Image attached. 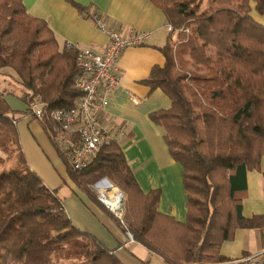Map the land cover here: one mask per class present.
<instances>
[{"label": "trees", "instance_id": "trees-1", "mask_svg": "<svg viewBox=\"0 0 264 264\" xmlns=\"http://www.w3.org/2000/svg\"><path fill=\"white\" fill-rule=\"evenodd\" d=\"M152 1L184 30L179 44L164 48L166 65L146 82L172 101L151 118L164 126L170 153L183 166L186 220L160 212L161 190H142L118 141L81 170L60 152L70 178L92 198H98L92 186L103 178L128 195L125 231L167 264H225L233 259L221 246L236 229L264 226V215H243L237 196L247 188L248 170L260 169L264 159V25L251 15L252 0H207L206 7L205 0ZM254 1L264 14V0ZM76 58L75 49H60L48 23L23 0H0V75L12 69L21 88L0 87V95L27 106L36 99L49 109L75 106L82 94L74 86ZM15 121L0 113V149L10 153L16 144L19 152L17 162L0 169V264H123L73 223L59 193L26 163ZM41 122L47 131L54 127Z\"/></svg>", "mask_w": 264, "mask_h": 264}, {"label": "crops", "instance_id": "crops-1", "mask_svg": "<svg viewBox=\"0 0 264 264\" xmlns=\"http://www.w3.org/2000/svg\"><path fill=\"white\" fill-rule=\"evenodd\" d=\"M27 11L44 19L52 29L60 49L69 42L104 52L109 38L88 15L99 13L123 36L148 31L145 43L126 49L119 63L121 85L115 89L102 111L104 126L113 129L119 144L144 192L160 189L159 210L185 221L187 194L183 166L176 161L165 140L164 126L151 118L155 111L168 109L172 101L161 88L146 80L155 67H164V48L171 44L168 19L152 0H73L86 7V13L72 0H23ZM206 5L208 1L205 0ZM205 5V4H204ZM251 15L264 25V14L251 1ZM6 79L1 78L0 84ZM0 113L16 119L15 128L26 163L43 182L63 199L66 213L82 231L100 240L123 264H161L163 257L146 246L130 241L122 224L98 198L82 191L70 178L68 165L41 121L28 115L27 104L14 95H0ZM247 188L238 192L246 218L264 215V159L260 169H250ZM264 250V226L238 228L234 238L221 246L222 255L238 259ZM160 258L162 260H160ZM166 263V262H165ZM167 264V263H166Z\"/></svg>", "mask_w": 264, "mask_h": 264}, {"label": "built area", "instance_id": "built-area-1", "mask_svg": "<svg viewBox=\"0 0 264 264\" xmlns=\"http://www.w3.org/2000/svg\"><path fill=\"white\" fill-rule=\"evenodd\" d=\"M93 20L109 38L104 52L81 47L73 42L65 46L77 51L76 64L79 74L75 78L74 86L82 94L76 105L49 109L47 103L36 99L27 106L28 115L32 118L39 121L48 119L54 123L53 129L48 130V133L75 170L86 168L106 144L111 141L119 142V137L113 129L104 126L102 111L109 104L111 94L121 85L119 63L123 52L129 47L145 43L150 36L148 31H139L129 37L123 36L111 28L99 13L94 15ZM167 28L173 40L184 31L183 28H174L172 24H168ZM92 187L98 199L124 223L126 195L116 206L110 205L118 200V195L113 191L117 186L109 179L103 178ZM119 190L125 194L120 188ZM126 233L133 241V234L129 231ZM225 264H264V250Z\"/></svg>", "mask_w": 264, "mask_h": 264}, {"label": "rangeland", "instance_id": "rangeland-1", "mask_svg": "<svg viewBox=\"0 0 264 264\" xmlns=\"http://www.w3.org/2000/svg\"><path fill=\"white\" fill-rule=\"evenodd\" d=\"M205 7H206V3H204ZM180 35L177 36L176 40H171V45L172 46H176V44H179L180 43V38L179 37ZM3 78V79H6V82L4 84H0V87L1 88H7V89H10V87H13V88H16L17 91L20 90V86L16 83L15 80H18V77L17 75L14 73V71L12 69H9V68H5L2 70V73L0 75V79ZM14 141V140H13ZM12 144V143H11ZM10 144V145H11ZM10 150H12L10 153L6 152L4 149H0V158L2 157L4 159V162L3 164H0V169H4V168H9L11 165H13L15 162L18 161V158H19V152H18V149H17V146L16 144H12L11 147H10ZM108 179V178H107ZM96 184V183H95ZM115 185V184H114ZM91 188V186H89ZM116 188L117 190H119L118 188L120 187H114ZM121 189V188H120ZM122 190V189H121ZM91 191L92 193L94 194V196L96 197L97 194H96V191L93 189V187L91 188ZM120 191V190H119ZM121 192V191H120ZM125 193V192H124ZM122 194V192H121ZM124 195V194H123ZM122 195V196H123ZM126 195V206H125V212H124V215H123V220H124V223L121 222V220L115 216V214H113V216L119 221L120 224L122 225H125L127 226V223L125 222V214H126V211H127V201H128V195L125 193ZM125 197V196H124ZM128 237V235H127ZM129 239V237H128ZM130 240V239H129ZM135 240V239H134ZM133 240V241H134ZM131 241V240H130ZM160 260H162L160 258ZM73 260H64V262H72ZM161 264H166L163 260L161 262Z\"/></svg>", "mask_w": 264, "mask_h": 264}, {"label": "bare ground", "instance_id": "bare-ground-1", "mask_svg": "<svg viewBox=\"0 0 264 264\" xmlns=\"http://www.w3.org/2000/svg\"><path fill=\"white\" fill-rule=\"evenodd\" d=\"M119 189V188H118ZM113 191L118 195V200L117 201H115V202H113V203H110V205H115L116 206V204H118L121 200H122V198H124V195H123V193L121 194V192L119 191V190H117L116 188H113ZM123 195V196H122Z\"/></svg>", "mask_w": 264, "mask_h": 264}]
</instances>
